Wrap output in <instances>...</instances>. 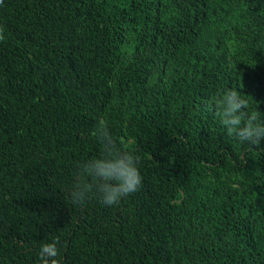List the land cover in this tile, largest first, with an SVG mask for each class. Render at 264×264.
I'll list each match as a JSON object with an SVG mask.
<instances>
[{
  "label": "trees",
  "instance_id": "1",
  "mask_svg": "<svg viewBox=\"0 0 264 264\" xmlns=\"http://www.w3.org/2000/svg\"><path fill=\"white\" fill-rule=\"evenodd\" d=\"M0 28V264L56 236L62 264H264V156L202 103L230 86L264 111V0H3ZM105 115L143 188L73 205Z\"/></svg>",
  "mask_w": 264,
  "mask_h": 264
},
{
  "label": "clouds",
  "instance_id": "2",
  "mask_svg": "<svg viewBox=\"0 0 264 264\" xmlns=\"http://www.w3.org/2000/svg\"><path fill=\"white\" fill-rule=\"evenodd\" d=\"M5 39V30L0 28V41ZM252 48L254 54L264 50V40ZM242 93L230 86L215 89L202 101L203 108L237 147L244 151L256 149L258 156H264V111L253 110L250 100ZM129 119L131 114H124L120 127H126ZM91 135L98 143V155L77 166L69 199L76 206L94 199L104 208H116L123 199L143 188V157L134 138L123 139L107 115L97 118ZM61 253L59 236L49 237L39 243L34 257L37 264H62Z\"/></svg>",
  "mask_w": 264,
  "mask_h": 264
}]
</instances>
